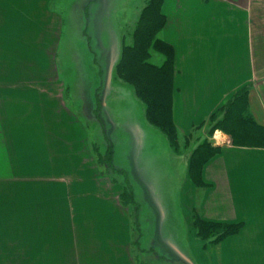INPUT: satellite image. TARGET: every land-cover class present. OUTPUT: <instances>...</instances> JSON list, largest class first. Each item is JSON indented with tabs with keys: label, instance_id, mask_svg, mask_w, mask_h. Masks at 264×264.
Listing matches in <instances>:
<instances>
[{
	"label": "crops",
	"instance_id": "1",
	"mask_svg": "<svg viewBox=\"0 0 264 264\" xmlns=\"http://www.w3.org/2000/svg\"><path fill=\"white\" fill-rule=\"evenodd\" d=\"M51 1L0 0V211L23 212L0 219V242L5 228L6 241L22 235L23 264H137L123 184L101 172L76 97L65 98L58 72L64 19ZM163 13V38L174 48L175 126L189 132L248 85L249 112L264 127V0H164ZM213 132L215 154L194 181L190 159L176 168L155 156L150 168L136 158L129 175L139 242L160 256L178 251L169 195L177 212L174 201L183 208L181 251L190 263L264 264V146ZM195 208L204 221L240 228L205 244L193 229Z\"/></svg>",
	"mask_w": 264,
	"mask_h": 264
},
{
	"label": "rangeland",
	"instance_id": "2",
	"mask_svg": "<svg viewBox=\"0 0 264 264\" xmlns=\"http://www.w3.org/2000/svg\"><path fill=\"white\" fill-rule=\"evenodd\" d=\"M146 1L52 0L51 9L61 12L64 19L59 51L63 56L59 58L58 72L67 84L66 100L70 102L71 96L76 97L73 99L75 109L81 113L77 115L86 125L88 144L102 173L110 175L113 181L124 184L127 179L131 184L132 179L129 174L131 170H136L137 161L142 160L143 164L151 168L152 157L159 156L169 158L176 168L183 167L184 159H190L192 166L191 168L189 166L188 170L192 172L194 181L199 170L200 157H193L191 154L211 152L215 147L216 138L213 137L214 132L210 127L209 116L202 123L194 125L189 132L184 133L176 126L173 128L172 121L175 123L173 120L174 85L172 86L171 111L165 110L161 114L146 115L144 111L146 101L135 94L138 89L134 81L141 80L142 77L116 67L123 42L131 43L133 40L134 24ZM163 4L164 0L161 6L162 13ZM160 37L164 39L163 31L160 32ZM152 54L160 63L166 58V52L162 55L153 49ZM158 83L160 86V82ZM147 91L152 93L156 90L151 91L148 88ZM91 108L93 111L91 110L90 113L88 109ZM143 139L144 144L141 143ZM110 151L113 166L107 168L103 163L107 161ZM137 157L141 160H137ZM163 172L164 170L161 169V173ZM182 181L183 169H179L176 184ZM166 183L164 179L159 182L163 192L167 190ZM168 198L165 197V205L170 209L168 228L171 229L174 226L173 232L181 229V234L174 237L176 244L173 243L178 251L176 254L170 251L171 257L160 256L155 248L139 242L138 217L135 219L136 210H139V207L135 203L123 204L131 218L132 248L137 264H196L192 259L190 263L181 251L185 244L182 224L183 208L180 210L179 204L174 201L177 212L171 206L172 201H167ZM4 202L7 203V201ZM6 208L7 205L3 211H0L2 220L7 219L9 215L19 219L23 214L22 211H8ZM194 211V214L199 216L197 208ZM208 228L210 230L203 233V238L208 241L205 244L216 246L218 243L212 240L222 228L220 226H208ZM17 229L16 227L15 230ZM193 229L195 230L194 224ZM15 230L10 228V233L15 234ZM4 232L6 237L0 242V264H23V259H19V251L23 250L24 246L22 235L21 237L18 235L17 238L20 241L15 243L6 241V228ZM162 247L161 245V252ZM142 250L144 253H140ZM12 251L15 252L16 258L9 257Z\"/></svg>",
	"mask_w": 264,
	"mask_h": 264
},
{
	"label": "trees",
	"instance_id": "3",
	"mask_svg": "<svg viewBox=\"0 0 264 264\" xmlns=\"http://www.w3.org/2000/svg\"><path fill=\"white\" fill-rule=\"evenodd\" d=\"M163 0H147L141 9L138 19L133 28V40L131 43L123 42L122 52L116 64L120 70H128L139 74L142 79L135 80L137 91L135 94L141 100L146 101V115L161 114L165 110L171 111V96L174 73V48L160 37L166 17L161 12ZM166 52V58L160 63L158 58L152 54V50ZM160 82V86H158ZM250 86H244L235 92L224 104L209 115L210 127L212 131L220 128L232 135L237 145L264 146V127L257 124L249 112L248 92ZM150 88L152 93L147 89ZM147 91V92H146ZM172 121V118H171ZM172 124L174 125L173 121ZM172 127L175 128V125ZM214 147L211 152L193 153L191 156H199V167L215 154ZM104 161V166L112 168V152ZM192 161L190 162V168ZM190 170V169H189ZM192 174V172L190 173ZM192 176V175H191ZM120 200L123 204L137 203L133 197L132 185L125 180L120 193ZM137 211V210H136ZM193 224L196 234L205 243L204 234L210 230L208 226L221 227V231L216 233L212 242L219 243L224 237L236 233L240 228V223H214L207 222L193 213Z\"/></svg>",
	"mask_w": 264,
	"mask_h": 264
}]
</instances>
